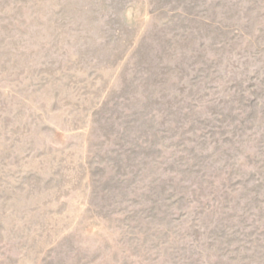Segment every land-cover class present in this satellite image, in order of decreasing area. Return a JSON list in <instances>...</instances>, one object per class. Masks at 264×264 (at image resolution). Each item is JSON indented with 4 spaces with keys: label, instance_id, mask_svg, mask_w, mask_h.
I'll use <instances>...</instances> for the list:
<instances>
[{
    "label": "rangeland",
    "instance_id": "374dc122",
    "mask_svg": "<svg viewBox=\"0 0 264 264\" xmlns=\"http://www.w3.org/2000/svg\"><path fill=\"white\" fill-rule=\"evenodd\" d=\"M0 264H264V0H0Z\"/></svg>",
    "mask_w": 264,
    "mask_h": 264
}]
</instances>
